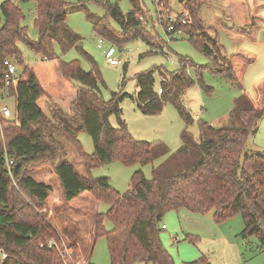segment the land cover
<instances>
[{
	"label": "trees",
	"instance_id": "obj_1",
	"mask_svg": "<svg viewBox=\"0 0 264 264\" xmlns=\"http://www.w3.org/2000/svg\"><path fill=\"white\" fill-rule=\"evenodd\" d=\"M90 1L104 12L86 15L94 33L117 45L133 38L147 42L150 37L161 43L140 20L148 12L144 0H129L131 9L126 13L115 2ZM180 1L189 10V20L176 29L208 57V62L196 66L180 56L178 69L161 71L159 88L154 87V69H150L135 74L134 94L111 92L104 100L96 68L84 70L77 60L61 58L71 49L84 52L82 37L66 23L69 13L85 9L84 1L35 0L33 25L38 35L30 39L22 24L25 16L21 7L15 0H2L0 81L4 59L10 58L23 67L9 91L15 99L14 116L0 119V264H74L69 258L64 261L60 254L62 239L41 213L51 185L27 175L30 167L57 157L53 169L64 203L88 191L94 200L108 205L105 212L94 214L93 238L105 237L110 264H175L159 234L163 215L180 208L196 213L212 211L216 221L240 214L244 223L241 235L256 237L257 249L264 250V150H246L249 138L258 131L264 105L256 106L242 91L233 100L229 124L214 126L200 120L198 139L184 128L180 134L182 145L174 152L162 141L134 138L121 117L119 104L128 95L143 114H158L165 103L171 102L185 123H192L193 117L181 101L194 83L186 65L196 66L198 77L202 69H209L240 86L229 57L200 13L202 5L210 2L232 4L240 13L244 10L241 0ZM252 18L242 12L238 30L249 33L254 25ZM110 19L118 30L111 27ZM18 42L39 55L38 66L23 63ZM202 85L210 91V86ZM112 114L117 118L116 127L108 121ZM79 131L92 138L91 154L82 150ZM60 139L76 148L87 175H80L64 158ZM161 156L165 158L152 168L150 178L141 169L134 171L130 188L124 192L115 189L107 176L89 175L101 164L119 161L126 166L145 165ZM106 218L111 222L109 229L104 226ZM50 238L56 240V246L47 245ZM67 246L75 247L73 242ZM183 264L211 263L200 258Z\"/></svg>",
	"mask_w": 264,
	"mask_h": 264
},
{
	"label": "rangeland",
	"instance_id": "obj_2",
	"mask_svg": "<svg viewBox=\"0 0 264 264\" xmlns=\"http://www.w3.org/2000/svg\"><path fill=\"white\" fill-rule=\"evenodd\" d=\"M15 1L24 13L25 18L22 24L27 27L28 37L36 39L37 29L33 25L35 0ZM81 1L85 2V9L69 13L66 23L82 37L84 52L71 49L61 54V58L65 61L77 60L84 70L96 68L100 75V94L104 100L110 98L111 92L134 94L137 91L135 74L150 69H154V87L159 88L162 78L161 71L168 72L178 69L180 56L187 58L196 66H202L208 62V57L192 45L185 34H175L172 38H168L165 26L156 17L155 6L151 0H144L147 13L150 15L145 25L154 36L162 40V45L155 37H150L147 41L150 45L141 38H133L122 45H117L94 33L86 15L88 12L96 15H102L104 12L90 0ZM109 1L117 3L124 13L131 9L129 0ZM168 1L174 12L181 10L180 0ZM241 2L244 10L240 13L236 12L232 4L221 6L216 2H210L213 6H203L200 13L205 26L209 28L212 35H216L228 57H233L236 52H240L246 55L245 62L253 60L241 75V87L212 73L209 69H202L198 77L196 66L186 65V71L193 78L194 83L185 90L181 101L193 117V122L186 124L171 102L165 103L158 114H143L136 103L125 95L119 104L122 111L121 117L125 120L134 138L148 142L162 141L170 152H174L182 145L180 134L184 128L195 139H198L200 120H205L214 126L229 124V113L233 100L241 90L243 89L252 97L256 96L255 80L264 78V0H241ZM242 12L244 16L253 15L254 25L249 33L238 30L239 25L242 24ZM2 21L3 16L0 11V24ZM109 22L112 28L118 30L117 24L112 19ZM99 39L102 40L101 47H98ZM18 48L24 64L38 66L39 55L22 42H18ZM109 48L113 49L112 58L119 61L116 65H111L106 60L105 52ZM56 51L59 53L58 47ZM20 67L22 68L23 65ZM42 81L45 80L42 79ZM201 83L210 86V91H205ZM262 94L261 102L255 103L257 106L264 105V90ZM3 102L12 109L15 107L13 97H6ZM108 121L114 127L118 125L114 114L109 116ZM258 129V133L249 138L246 150L251 151L254 140L264 137V116L259 121ZM78 139L82 150L91 154L94 146L90 135L85 131H79ZM60 142L64 147V158L71 162L80 175H87L84 162L76 148L64 140L60 139ZM164 158L165 156H161L149 164L130 166L113 161L93 167L89 175L92 178L107 176L115 189L124 192L130 188V179L134 171L141 169L145 177L150 178L152 168L161 163ZM58 159L59 157L38 163L27 170V175L51 185L52 188L41 213L67 245L72 242L71 238H75L74 235L84 237L79 246L81 250L71 248V261L74 264H110L105 237L101 236L96 239L92 237L91 240L94 239L92 243H85L94 230V214L105 212L108 205L104 201L94 200L88 191L64 203L53 169ZM161 223L165 225V228L161 230L159 236L175 264H183L200 258L206 259L211 264H264V250L257 249V238L241 235L244 223L240 214L223 221H216L212 211L196 213L180 208L166 212ZM104 226L107 229L111 228L109 219H104Z\"/></svg>",
	"mask_w": 264,
	"mask_h": 264
},
{
	"label": "built area",
	"instance_id": "obj_3",
	"mask_svg": "<svg viewBox=\"0 0 264 264\" xmlns=\"http://www.w3.org/2000/svg\"><path fill=\"white\" fill-rule=\"evenodd\" d=\"M155 6V14L157 19L165 26V30L167 35H169V39L171 38L170 35H172L174 32H182L179 29H176L177 25H185L187 24L189 20V10L187 9L185 2L180 1L182 8L178 12H174L170 6L168 0H151ZM150 15L147 13L145 16H140V20L143 22H147ZM102 40H98V47H101ZM113 49L109 48L105 52L106 60L111 65H116L119 63L118 60L115 58H112ZM3 64L5 66V71L3 73L2 79L0 81V119H10L14 116V112L12 108H10L8 105H6L3 100L6 97H9V91L10 88L13 87L18 79V76L21 72V67L19 64H17L15 61H13L10 58H6L3 60ZM159 92H161V89H159ZM8 164L11 163L10 160L7 161ZM162 228H165V225H161ZM62 249L60 250L61 256L64 258V261H66L68 258L71 259V248H69L65 242L62 240ZM47 245L49 247L56 246V240L54 238H50L47 241ZM40 246H44L43 243L40 244ZM3 256H6L5 254H2Z\"/></svg>",
	"mask_w": 264,
	"mask_h": 264
},
{
	"label": "crops",
	"instance_id": "obj_4",
	"mask_svg": "<svg viewBox=\"0 0 264 264\" xmlns=\"http://www.w3.org/2000/svg\"><path fill=\"white\" fill-rule=\"evenodd\" d=\"M17 3V2H16ZM213 6L211 5L210 3H204L202 5L203 6ZM219 5V4H218ZM218 5H215V6H218ZM250 17H253L252 16H249ZM183 34L182 32H174L172 35H171V38L173 35L175 34ZM232 65H233V68L235 70V73L237 75V77L239 78V81L241 80V75L243 73V71L245 70V68L252 63L253 60H248L247 62H245L246 60V55L244 54H241L240 52H236L233 57H229ZM256 84H255V92H256V96L252 97L251 95L250 98L252 99L253 103H257V102H261L260 99H262V93H263V90H264V78L262 79H256L255 80ZM241 87V84L240 86ZM243 91V89L241 90V92ZM240 92V93H241ZM239 93V94H240ZM256 105V104H255ZM257 106V105H256ZM263 106V105H261ZM261 106H258V107H261ZM259 128V127H258ZM259 130V129H258ZM258 133V131L256 132V134ZM255 135V134H254ZM249 141V140H248ZM248 143V142H247ZM252 151H263L264 150V137L262 139H255L254 140V143L252 145ZM213 214V212H212ZM94 227V226H93ZM164 229V228H163ZM75 238H71L73 244L75 245L74 248H76L77 250H81V248L79 247L80 246V243L82 242V238L84 237H81L80 235H74ZM93 237V232L92 234H90V238L87 239L85 241L86 244H89V243H92L94 241V239L91 240V238ZM74 239V240H73ZM90 240V241H89Z\"/></svg>",
	"mask_w": 264,
	"mask_h": 264
}]
</instances>
